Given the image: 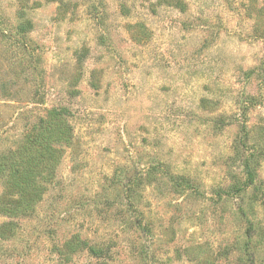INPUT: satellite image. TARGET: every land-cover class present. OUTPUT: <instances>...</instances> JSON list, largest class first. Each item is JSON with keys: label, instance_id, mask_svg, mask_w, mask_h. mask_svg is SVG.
<instances>
[{"label": "rangeland", "instance_id": "1", "mask_svg": "<svg viewBox=\"0 0 264 264\" xmlns=\"http://www.w3.org/2000/svg\"><path fill=\"white\" fill-rule=\"evenodd\" d=\"M0 264H264V0H0Z\"/></svg>", "mask_w": 264, "mask_h": 264}, {"label": "trees", "instance_id": "2", "mask_svg": "<svg viewBox=\"0 0 264 264\" xmlns=\"http://www.w3.org/2000/svg\"><path fill=\"white\" fill-rule=\"evenodd\" d=\"M62 118L63 117H62L61 110L52 111V112L49 113V116L47 117V119L44 120L45 126L43 128V131L44 132L49 131V134H47V135L43 134V135H45V137L42 140V144H39V146H38L39 150L40 149L42 150L44 148H49L53 152H56L57 148H55L54 144L61 139V136H58V137L55 136V132L57 130L55 129L54 125L55 126L58 125L57 121L58 120L60 121ZM64 127H65L64 130H63L64 133H60L63 137L66 135V133L68 131V129H67L68 126H64ZM45 144H47V146ZM246 166H247V168L250 167L247 161H246ZM10 171H11V173L13 172L12 169H10Z\"/></svg>", "mask_w": 264, "mask_h": 264}]
</instances>
